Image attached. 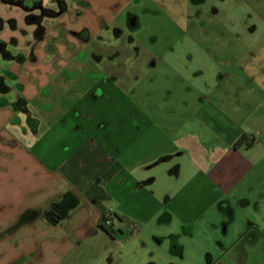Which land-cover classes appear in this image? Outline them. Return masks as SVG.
Wrapping results in <instances>:
<instances>
[{
	"label": "crops",
	"instance_id": "0c3cea01",
	"mask_svg": "<svg viewBox=\"0 0 264 264\" xmlns=\"http://www.w3.org/2000/svg\"><path fill=\"white\" fill-rule=\"evenodd\" d=\"M63 2V11L56 17L73 11L75 4ZM10 23L14 25L12 20ZM248 41L252 44L239 59L245 61L252 53L253 68L244 64L242 74L227 72L213 87L214 93L223 83L240 96L233 99L232 93H226L217 101L204 94L182 124L197 127L201 133L187 134L170 146L171 152L160 150L144 159L138 158L134 149L141 133L131 127L125 131V120L109 110L114 104L120 107L123 93L119 79L103 78L117 76L114 71L84 68L73 52V62L59 68L37 69L30 63L21 74L3 69L13 83H4L8 92L0 91V264H121L127 247L119 241L133 217L156 218L160 227L174 225L163 236H151L153 244L164 249V261L156 257L145 264H178L188 248L177 240L181 232L193 238L195 225L202 232L199 261L204 264H249L255 249L264 252V223L259 226L250 218L248 225L234 223L231 227L228 220L235 221L234 213L229 219L221 216L230 196L242 198L241 184L260 163L249 157V152L257 148L261 136L264 139V34ZM14 86L16 94L9 98ZM51 86L76 97L66 111L69 116L63 119H71L67 132L58 130L60 122L54 121L42 133L41 120L29 109V103L48 93ZM97 88L101 92L97 93ZM20 99L23 102L18 104ZM14 125L21 132L10 130ZM210 133L215 141L208 148ZM243 134L253 139L245 152L243 146L233 147ZM181 156L189 165L176 161ZM161 164L168 166L163 193L153 190L157 176L147 174ZM66 192L75 195L79 204L61 223L49 224L40 212L32 222L11 228L23 211ZM107 215L111 225L105 231L100 226ZM220 224L224 227L221 232ZM94 237L104 244L94 245ZM166 240L170 246L165 249Z\"/></svg>",
	"mask_w": 264,
	"mask_h": 264
},
{
	"label": "rangeland",
	"instance_id": "374dc122",
	"mask_svg": "<svg viewBox=\"0 0 264 264\" xmlns=\"http://www.w3.org/2000/svg\"><path fill=\"white\" fill-rule=\"evenodd\" d=\"M59 1L42 0V7L59 13ZM63 1L67 6L75 4L73 11L68 15L55 16L56 18H43L42 24L47 33L43 41L38 43L33 41L35 25L26 21L28 13L17 4L0 0V18L4 23L0 39L7 42L8 51L21 57L19 60L0 59L3 83H13L2 72L3 69L21 74L27 72L25 67L30 66V63H34L37 69L59 68L72 63L71 53L81 50L86 58L84 68L112 70L122 84L120 107L114 104L109 110H114L125 120V131H129L131 127L141 133V140L134 148L141 159L153 157L160 150L171 152L170 146L176 140L190 133H201L197 127H183L182 124L186 117L194 112L199 98L204 94H209L210 98L217 101L222 100L226 93H232L233 99L240 96L236 95L238 91H228V87L223 83L220 90L213 93V87L218 82L216 79L222 72L227 74L224 68L229 65L235 54L240 57L245 53L252 35L260 37L264 34L262 0ZM33 13L39 14L38 10ZM129 14L135 16L138 21V27L130 31L126 28ZM100 17L108 21L106 29L98 27ZM10 20L13 21V26ZM83 25H87L92 36V40L84 44L68 32L80 30ZM253 27L256 32L254 34L251 33ZM116 29L122 30L120 37L114 35ZM93 56L103 58L99 62L93 60ZM33 57L35 60L31 61ZM194 71L201 74L192 77L191 73ZM186 86L190 89H186ZM48 88V93L34 98L29 103V109L34 117L41 120L39 131L42 133L48 131L54 121L60 122L56 126L58 130L67 132L72 127L68 123L71 119H63L69 116L67 109L75 102L76 97L73 92L69 93L59 86ZM16 91L14 86L9 98L14 96ZM255 105L252 104V107L255 108ZM49 106L52 109H49ZM10 130L21 132L22 129L14 125ZM208 138V148H211L215 141L214 136L210 133ZM245 149L242 148V152H245ZM252 150L249 157L260 163L241 184L239 189L242 198L230 196L226 202L227 207L221 210L224 219H228L227 212L234 213L235 221L231 223L228 220L231 227L234 223L239 224V227L242 223L246 225L252 221L250 218H254L253 221L259 226L264 223V201L261 200L264 194L262 136L258 140L257 148L253 152ZM181 157L176 161L189 165L190 162ZM243 167L241 165V169H244ZM166 168L167 164H161L154 170L152 167L147 173L152 177L153 174L157 176L153 190L155 188L160 193L165 191L167 185L164 176ZM155 222L156 218L153 217H133L128 221L124 239L119 241L127 247L121 264H145L144 262L153 261L156 257L159 262L164 261V249H158L151 236H163L168 230H172L174 225L160 227ZM194 228L193 238L181 232L177 240L184 248H188H185V257L179 259L178 264H204L202 259L199 261V247L202 243L199 237L202 232L197 225ZM223 228L220 224L219 231ZM92 241L99 247L104 244L101 239L95 237ZM167 244L169 247L168 240L164 244L165 249ZM255 248H260V245ZM257 251L258 249H255L251 253L249 264H264V252Z\"/></svg>",
	"mask_w": 264,
	"mask_h": 264
},
{
	"label": "trees",
	"instance_id": "16d2710c",
	"mask_svg": "<svg viewBox=\"0 0 264 264\" xmlns=\"http://www.w3.org/2000/svg\"><path fill=\"white\" fill-rule=\"evenodd\" d=\"M2 1L11 4H17L21 8L28 11L33 12L38 10L39 14L36 15L34 13H30L26 16L27 23L35 25V30L33 32V38L35 41H41L45 35L46 28L42 24L43 18L45 17L54 18L59 14L57 11L43 8L41 5V0H2ZM63 6L64 3L60 1L59 12L63 11ZM2 27H3V20L0 18V31L2 30ZM0 58L3 60H13V59L18 60L19 56H12L11 53L6 48V43L0 39ZM7 74L10 76L9 73ZM8 90L9 87L3 83V79L0 76V91L5 93L8 92ZM22 102H23L22 99L17 101L18 104ZM243 139L244 137L241 136L233 147L236 148ZM78 204L79 201L76 198V196L73 195L71 192H66L61 197L50 200L40 207L31 208L23 211L17 217L16 221L13 223L11 228L14 229L32 222L33 219L37 217L40 212L42 213V216L49 224L57 225L61 223L64 219H66L69 216L70 212L74 210L78 206ZM160 218H162V216ZM100 227L105 231H107L103 223L101 224Z\"/></svg>",
	"mask_w": 264,
	"mask_h": 264
},
{
	"label": "flooded vegetation",
	"instance_id": "af4514ba",
	"mask_svg": "<svg viewBox=\"0 0 264 264\" xmlns=\"http://www.w3.org/2000/svg\"><path fill=\"white\" fill-rule=\"evenodd\" d=\"M196 1V0H195ZM63 2V1H62ZM64 3V2H63ZM59 4H60V2H59ZM58 4V5H59ZM99 22V26L98 27H100V28H104V29H106L107 28V23H108V21L106 22L105 20H103V19H101V17H100V20L98 21ZM126 23H127V26H126V28L128 29V31H130V30H132V29H135V28H137L138 27V21H137V18L135 17V16H133L132 14H129L128 16H127V20H126ZM69 32V34H71V35H73V37H75L76 38V40H78L79 42H81L82 44H84V43H88V42H90L91 40H92V36H91V34H90V32H89V30L87 29V28H85V27H83V28H81L80 30H70V31H68ZM114 35H116V37H120L121 36V34H122V30H118V29H116V30H114ZM251 33L252 34H254V33H256L255 32V27H253V29H251ZM251 37H254L253 35L251 36ZM251 42H248V44H247V50H248V47L249 46H251ZM74 53V52H73ZM251 55H252V53H250V54H248V57H247V59L245 60V61H242V59H239L240 57L237 55V54H235L233 57H232V61L229 63V65H227L225 68H224V70H226V72H235V73H238V74H242L243 72H244V64H247L249 67H252L253 68V64L251 63V59H252V57H251ZM227 56V55H226ZM74 59H76V60H78V61H81V63H83L84 64V60H86V58H85V55H83L82 53H81V50H78V51H76L75 53H74ZM103 57H101L100 59H98V57L97 56H93L92 57V59L93 60H96V61H99L100 62V60L102 59ZM82 59V60H81ZM241 60V61H240ZM154 64V63H153ZM259 70H261V68H259ZM112 71V70H111ZM201 74V72H199V71H194V72H192L191 73V75H192V77H196V76H198V75H200ZM223 76H224V73L222 72L218 77H217V81H221L222 79H223ZM117 76H114V75H111V76H104L103 78L104 79H107V80H110V81H115L117 78H116ZM250 81H251V79H249ZM186 89H190V87L188 86V87H186ZM96 92L97 93H99V92H101L100 90H99V88H97L96 89ZM199 100H201L200 98H199ZM241 136H243L244 137V139L240 142V144L236 147V148H239V147H241V146H243V147H245V148H248L252 143H253V139L251 138V137H248V135H246V134H243V135H241ZM240 136V137H241ZM239 137V138H240ZM238 138V139H239ZM237 139V140H238ZM237 142V141H236ZM235 142V143H236ZM234 143V144H235ZM234 146V145H233ZM231 213H232V211L231 212H227V216H228V219H229V217L231 216Z\"/></svg>",
	"mask_w": 264,
	"mask_h": 264
},
{
	"label": "built area",
	"instance_id": "2783aa9c",
	"mask_svg": "<svg viewBox=\"0 0 264 264\" xmlns=\"http://www.w3.org/2000/svg\"><path fill=\"white\" fill-rule=\"evenodd\" d=\"M103 225L105 227H109L111 225V218H110V215H107L106 218L104 219L103 221Z\"/></svg>",
	"mask_w": 264,
	"mask_h": 264
}]
</instances>
